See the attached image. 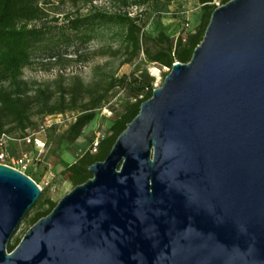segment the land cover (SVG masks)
<instances>
[{
    "label": "water",
    "instance_id": "95a60500",
    "mask_svg": "<svg viewBox=\"0 0 264 264\" xmlns=\"http://www.w3.org/2000/svg\"><path fill=\"white\" fill-rule=\"evenodd\" d=\"M89 171L9 252L42 189L0 163V264H264V0L218 6Z\"/></svg>",
    "mask_w": 264,
    "mask_h": 264
},
{
    "label": "trees",
    "instance_id": "16d2710c",
    "mask_svg": "<svg viewBox=\"0 0 264 264\" xmlns=\"http://www.w3.org/2000/svg\"><path fill=\"white\" fill-rule=\"evenodd\" d=\"M73 4L88 0H70ZM113 1V0H112ZM127 10L114 15L96 13L83 19L75 13L62 16L71 30L78 31L83 24L87 26L100 22L104 28L117 25L120 31L119 45L110 49V57L121 60L120 65L132 63L142 54L150 63H157L172 69L177 61L187 63L191 60L196 47L202 42L212 13L218 7L214 0H196L201 4L203 16L196 30L184 36L171 37L161 30L156 36L146 32L141 23V13L133 14L128 9L135 5L142 9L150 0H119ZM171 2L174 0H153ZM231 0H222V5ZM47 0H0V136L7 134L13 139H23L33 128L36 116L77 112L75 120L61 135V140L75 144L83 135L84 129L96 117V110L102 106L108 95L119 90L123 96L124 111L112 121L110 133L103 135L96 152L90 150L79 156L77 161L64 172L72 175L75 186L93 177L89 167L104 161L127 125L139 114L140 106L150 99L155 87L151 80L135 74L117 76L102 66L95 67L94 79L86 83L78 75L70 78L68 84L59 83L58 89L50 87L34 88L24 78L25 69L32 64L35 52L40 48H51V39L43 29L48 17L43 4ZM59 22V17H53ZM106 54V53H104ZM82 53L75 54V60L82 59ZM52 59L58 55L51 54ZM34 134V133H33ZM24 143H27L23 141ZM27 175L32 177L28 172ZM40 199L36 206L40 204ZM46 207L39 209L32 219V226L41 218L49 215L58 202L48 200ZM15 245H9L12 252Z\"/></svg>",
    "mask_w": 264,
    "mask_h": 264
},
{
    "label": "rangeland",
    "instance_id": "374dc122",
    "mask_svg": "<svg viewBox=\"0 0 264 264\" xmlns=\"http://www.w3.org/2000/svg\"><path fill=\"white\" fill-rule=\"evenodd\" d=\"M133 1L135 0H129L130 3ZM214 3L221 6L222 0H214ZM43 7L48 14L43 29L51 39V48L38 49L32 64L25 69L24 78L31 82L34 88L50 87L57 90L59 83L66 85L75 75L89 83L96 77L95 67L102 66L117 76L135 74L149 79L156 89L163 84L170 72L167 67L148 62L144 54L123 66L120 65V59L110 57V49L119 45L120 31L117 25L110 24L104 28L100 22H96L89 26L83 24L76 31L71 30L62 20V16L69 13H75L83 19H89L96 13L114 15L127 10L121 1L88 0L73 4L70 0H47ZM128 10L133 14L141 13V23L151 36H156L164 30L174 38L196 30L204 13L201 4L196 0H174L169 3L150 0L142 9L133 5ZM53 17H59V22H54ZM77 52L83 55L80 61L75 60ZM51 54L58 55V58L52 59ZM152 68H157L158 74H154ZM123 99L124 96L119 90L112 91L96 110L95 119L86 126L81 138L73 145L62 141L61 135L75 120L77 112L36 116L35 124L29 133H34V137L41 140L39 145L24 143L20 139L9 141L10 153L15 157V161H10V165L26 174L28 172L38 183L42 193L39 197L40 204L36 206V202L28 211L8 246H17L21 242L32 227L34 215L39 209L46 207L48 200L59 202L76 187L72 175L64 172L65 169L75 163L80 155L90 150L92 138L95 139L98 134L110 133L112 121L124 111ZM25 156L27 163L17 162V159Z\"/></svg>",
    "mask_w": 264,
    "mask_h": 264
},
{
    "label": "built area",
    "instance_id": "2783aa9c",
    "mask_svg": "<svg viewBox=\"0 0 264 264\" xmlns=\"http://www.w3.org/2000/svg\"><path fill=\"white\" fill-rule=\"evenodd\" d=\"M167 69L169 70V68H167ZM102 138H103V135L98 134L97 137L94 139V142H93V145H92V148H91L92 152H96L97 151V148L99 146V142H100V140ZM14 140H18V139H13V138L9 137L5 133L0 136V163L1 164H5V165H8V166H11L10 165V161H12V162L15 161V157L13 155H11L9 147H8L9 141H14ZM20 140L25 141L27 143H35V145L36 144L39 145L41 143V140H39L38 138L34 137L33 133H29L26 137H24L23 139H20ZM17 162L18 163H27L26 156L23 157V158L17 159Z\"/></svg>",
    "mask_w": 264,
    "mask_h": 264
},
{
    "label": "bare ground",
    "instance_id": "6f19581e",
    "mask_svg": "<svg viewBox=\"0 0 264 264\" xmlns=\"http://www.w3.org/2000/svg\"><path fill=\"white\" fill-rule=\"evenodd\" d=\"M152 72H153L154 74H158V70H157V68H152Z\"/></svg>",
    "mask_w": 264,
    "mask_h": 264
}]
</instances>
